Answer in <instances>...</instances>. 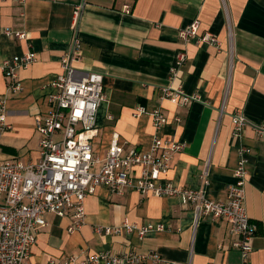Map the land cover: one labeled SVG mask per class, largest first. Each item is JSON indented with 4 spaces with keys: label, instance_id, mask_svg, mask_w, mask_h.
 <instances>
[{
    "label": "crops",
    "instance_id": "0c3cea01",
    "mask_svg": "<svg viewBox=\"0 0 264 264\" xmlns=\"http://www.w3.org/2000/svg\"><path fill=\"white\" fill-rule=\"evenodd\" d=\"M77 6L82 55L74 65L101 73L107 95L96 118L100 132L94 154L104 156L116 134L129 146L149 149L156 132L151 112L161 108L169 119L164 136L184 143L162 179L201 190L207 170V196L225 200L236 181L238 150L248 146L245 206L258 225L252 264H264V138L256 132V126H264V0H0V97L7 99L10 126L0 135V160H39L36 123L51 110L64 71L62 57L72 46ZM196 19L199 32L210 30L218 44L180 38V29ZM8 28L25 32L26 38L2 33ZM29 50L37 53V61L20 69L22 88L11 92L3 62ZM181 51L186 60L173 76ZM163 88L181 89L194 99L175 103L163 96ZM236 112L247 118L241 134L234 132ZM85 210V223L73 232L68 217L47 214L48 225L32 250L35 264L129 250L154 251L161 264H241L228 222L197 219L177 196H144L135 189L118 194L99 186L86 197ZM125 220L154 228L143 237L137 231L102 235L94 230Z\"/></svg>",
    "mask_w": 264,
    "mask_h": 264
},
{
    "label": "built area",
    "instance_id": "2783aa9c",
    "mask_svg": "<svg viewBox=\"0 0 264 264\" xmlns=\"http://www.w3.org/2000/svg\"><path fill=\"white\" fill-rule=\"evenodd\" d=\"M130 12V5L125 6ZM81 6L74 11L72 29L74 35L71 49L62 57L64 71L58 76L57 92L51 98V110L36 123L40 134V158L37 162L9 158L0 160V264H35L32 250L40 231L48 225L47 214L55 213L70 219L68 230L76 231L86 221L85 200L99 186H105L118 194L135 189L144 196H177L184 205L193 208L196 218L209 216L215 221L229 224L232 247L241 255V264H252L254 241L258 225L245 206L247 164L251 148L241 146L235 169L234 183L229 184L225 200L210 199L206 187L210 179L208 171L202 174L205 187L201 190L177 186L164 181L176 153L184 143L163 134L169 119L161 108L151 112L155 134L149 149L129 146L116 134L104 156L93 152V142L99 135L96 125L98 110L107 98L103 75L74 65L82 55V39L78 31ZM201 22L194 20L179 31L185 42L193 39L218 44V37L210 30L200 33ZM9 37L26 38V33L13 29L2 31ZM186 60V53H178L171 68L176 76ZM37 61V53L29 50L6 58L3 71L8 90L18 92L22 88L19 71ZM162 94L175 103H188L194 97L184 96L181 89L163 88ZM143 112V110H140ZM8 103L0 97V135L9 126ZM180 120L179 117L175 118ZM234 132L241 134L247 123L244 113L232 117ZM257 135L264 138V126H256ZM138 170V173H136ZM161 227V226H159ZM154 226L143 228L125 220L121 225L98 224L95 232L102 235L131 233L140 237ZM154 260L161 264L162 258L154 251L124 253L100 251L80 258L77 255L62 256L50 260L51 264H142ZM191 264V263H189Z\"/></svg>",
    "mask_w": 264,
    "mask_h": 264
}]
</instances>
